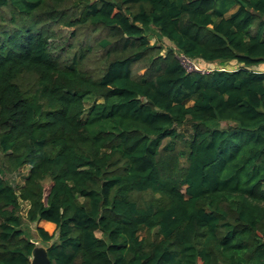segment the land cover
<instances>
[{
	"label": "trees",
	"instance_id": "16d2710c",
	"mask_svg": "<svg viewBox=\"0 0 264 264\" xmlns=\"http://www.w3.org/2000/svg\"><path fill=\"white\" fill-rule=\"evenodd\" d=\"M263 64L264 0H0V264H264Z\"/></svg>",
	"mask_w": 264,
	"mask_h": 264
},
{
	"label": "rangeland",
	"instance_id": "374dc122",
	"mask_svg": "<svg viewBox=\"0 0 264 264\" xmlns=\"http://www.w3.org/2000/svg\"><path fill=\"white\" fill-rule=\"evenodd\" d=\"M62 31H67V29L65 28H62ZM98 34V32H97ZM104 32L101 31L99 32L98 35L100 36H103ZM150 42H156V43H159L160 45H162L163 47H172V43L168 40H166L165 38H158L156 36H153L151 39H150ZM95 46V45H94ZM97 47V46H95ZM164 52V49L161 51V53ZM98 52H96V54L94 53L91 57L94 58L96 57ZM177 57L178 59L180 60L181 64L189 71L191 70H196V69H199V70H205V69H211V68H214V67H217V66H220L216 63H211V64H207V63H201V62H197V61H193V60H190V59H187L186 57L180 55V54H177ZM236 64L234 62H227L225 63L224 65H222V67L224 68H232L234 67ZM139 72L141 73L142 70H139ZM22 81L24 83H30L32 81V79L27 75L25 76ZM224 126V124H222ZM27 167L24 166L23 168L19 169L17 172H14V173H6L4 176L10 181L12 182L13 184H16V185H20L23 183V180H24V177L26 176V173H27ZM26 203H22L21 204V212L22 214L24 215L25 213V210H26ZM25 223L23 224L24 227L26 228V233H27V236H29L31 239H33L35 242H42L36 235V231H35V227L36 225L38 226H41L43 227L44 229H46L49 233H52L53 234V238H52V241L56 240V231H55V226L52 224V225H48V224H44L43 222L39 221L37 223H34V222H27V221H24ZM45 244V243H44Z\"/></svg>",
	"mask_w": 264,
	"mask_h": 264
},
{
	"label": "water",
	"instance_id": "95a60500",
	"mask_svg": "<svg viewBox=\"0 0 264 264\" xmlns=\"http://www.w3.org/2000/svg\"><path fill=\"white\" fill-rule=\"evenodd\" d=\"M30 264H50L43 242H35L30 254Z\"/></svg>",
	"mask_w": 264,
	"mask_h": 264
},
{
	"label": "crops",
	"instance_id": "0c3cea01",
	"mask_svg": "<svg viewBox=\"0 0 264 264\" xmlns=\"http://www.w3.org/2000/svg\"><path fill=\"white\" fill-rule=\"evenodd\" d=\"M256 69L264 70V64H263L262 66H260V67H257ZM41 222H43L44 224H50V225L53 224V223H51V222H47V221H44V220H42ZM53 225H54V224H53Z\"/></svg>",
	"mask_w": 264,
	"mask_h": 264
}]
</instances>
